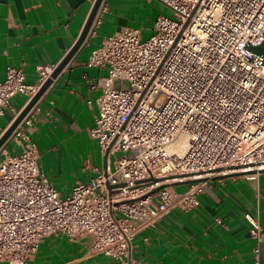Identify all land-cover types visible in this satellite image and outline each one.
Masks as SVG:
<instances>
[{
	"label": "built area",
	"instance_id": "obj_1",
	"mask_svg": "<svg viewBox=\"0 0 264 264\" xmlns=\"http://www.w3.org/2000/svg\"><path fill=\"white\" fill-rule=\"evenodd\" d=\"M161 1L172 16H157L146 40L139 29L124 28L86 62L107 68L88 134L112 167L62 197L40 169L30 137L36 105L0 148V264H26L53 234L87 238L89 254L117 264H140L134 237L174 208L198 206L210 178L243 172L254 179L264 170V65L248 49L264 40V0ZM57 64L37 65L31 83L22 68L9 66L0 115L17 94L25 105ZM9 142L17 152H9ZM182 180L195 181L182 191L171 185ZM245 219L259 264L262 227L250 214Z\"/></svg>",
	"mask_w": 264,
	"mask_h": 264
},
{
	"label": "crops",
	"instance_id": "obj_2",
	"mask_svg": "<svg viewBox=\"0 0 264 264\" xmlns=\"http://www.w3.org/2000/svg\"><path fill=\"white\" fill-rule=\"evenodd\" d=\"M93 2L0 0V81L9 66L22 68L31 83L37 65L60 62L80 35ZM170 14L161 0H105L100 22L37 102L30 137L40 154V169L62 197L77 182H88L113 165V158L107 159L88 134L98 112L100 80L107 75V68L87 65L91 51L127 27L148 38L156 17ZM25 99L21 94L11 98L12 110L0 115V135ZM7 147L11 153L18 151L13 142ZM81 154L86 156L79 174L69 175L64 165ZM189 184L173 186L184 189ZM198 200V206L186 211L174 208L155 226L139 232L132 242V256L140 264H254L256 241L245 219L250 214L262 227L259 264H264V171L254 179L239 172L214 176ZM87 241L62 234L46 236L26 264H117L103 254H89Z\"/></svg>",
	"mask_w": 264,
	"mask_h": 264
},
{
	"label": "water",
	"instance_id": "obj_3",
	"mask_svg": "<svg viewBox=\"0 0 264 264\" xmlns=\"http://www.w3.org/2000/svg\"><path fill=\"white\" fill-rule=\"evenodd\" d=\"M103 1L104 0H94L92 8L89 12V15L85 21V24H84L82 31H81L80 35L78 36L76 42L69 49V51L65 54V56L60 60V62H58L57 66L55 67L51 76L44 82V84L40 87V89L37 91V93L23 106V108L17 113V115L13 118V120L10 122V124L2 132V134L0 135V148L7 142V140L11 136L12 132L17 127V125L20 123V121L23 119V117L37 104V102L40 100V98L46 92L48 87L52 84L53 80L57 78L59 73L66 67V65L69 63V61L72 59V57L76 54V52L79 50V48L85 42V40L88 38L90 28L93 24L94 19L97 16V13H98ZM248 49L250 51L255 52L258 55H260L262 58V63L264 65V40H263L261 45L249 46ZM233 168L234 167H229V169H233ZM216 171H218V170H216ZM260 171H264V170H260ZM239 173L244 174L243 172H239ZM163 180H164V178H150V181L152 183L160 182ZM194 181L195 180H182L179 182H174L171 185L173 186V185L182 184V183H192ZM108 188H111V186H108Z\"/></svg>",
	"mask_w": 264,
	"mask_h": 264
},
{
	"label": "rangeland",
	"instance_id": "obj_4",
	"mask_svg": "<svg viewBox=\"0 0 264 264\" xmlns=\"http://www.w3.org/2000/svg\"><path fill=\"white\" fill-rule=\"evenodd\" d=\"M168 16H172V13L170 15H168ZM146 39L147 38H145L144 36H141V40L142 41H144ZM85 156H86L85 154H81L80 156L74 157V160L68 162V164H66V165L63 164L64 165V168H66L65 170H67V172H68L69 175H72L73 173H75V171L77 172V174H79V168L81 167L82 158H85ZM118 156H119V153H117L115 155V157H118ZM39 158H40V154L38 152V165H39ZM176 188H178L177 190H179V191H182L183 190V188L181 186H177Z\"/></svg>",
	"mask_w": 264,
	"mask_h": 264
}]
</instances>
